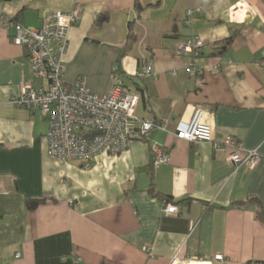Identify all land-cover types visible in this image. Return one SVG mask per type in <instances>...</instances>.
<instances>
[{
	"label": "crops",
	"instance_id": "crops-1",
	"mask_svg": "<svg viewBox=\"0 0 264 264\" xmlns=\"http://www.w3.org/2000/svg\"><path fill=\"white\" fill-rule=\"evenodd\" d=\"M74 8L66 82L83 75L106 94L118 67L139 93L136 114L166 121L118 154H98L89 169L49 157L46 117L9 103L22 82H35L8 23L39 27L46 13ZM188 8L202 9L190 26ZM192 34L204 43L201 73L188 72L193 57L177 50ZM147 61L153 78L138 76ZM195 107L215 141L237 138L257 164L236 166L229 148L177 139V122ZM153 143L168 149V163L152 164ZM252 197L264 208V0H0V264H172L216 254L223 264H260L264 224ZM169 199L176 213L162 210Z\"/></svg>",
	"mask_w": 264,
	"mask_h": 264
},
{
	"label": "built area",
	"instance_id": "built-area-1",
	"mask_svg": "<svg viewBox=\"0 0 264 264\" xmlns=\"http://www.w3.org/2000/svg\"><path fill=\"white\" fill-rule=\"evenodd\" d=\"M201 12V8H188L185 24L190 26L194 14ZM77 21L78 10L74 8L46 13L39 27L27 26L18 20L8 23L14 29L12 43L28 51L31 78L35 82H22L19 94L12 96L9 103L38 109L46 117L45 139L49 157L64 164L77 161L89 169L98 154H118L126 150L132 140L145 136L151 129L166 130V121L158 122L152 116L136 114L139 95L124 82L116 67L112 68L111 87L106 94L92 92L83 75L66 82L63 56L68 46L69 28ZM203 46L202 39L196 34L177 45L178 51L193 57L188 72H202L195 61ZM138 76L155 77L151 61L146 62ZM173 132L177 139L210 142L215 149L229 148L228 159L236 166L244 164L252 168L260 158L256 150H242L235 137L215 141L212 127L204 121L203 110L199 107L193 109L187 120L178 121ZM150 152L153 165L170 161V153L164 145L153 143ZM162 210L168 214L176 213L177 207L166 202ZM143 249L149 253V247ZM201 260L199 257L175 258L172 264H223L225 258L216 254L212 261Z\"/></svg>",
	"mask_w": 264,
	"mask_h": 264
},
{
	"label": "trees",
	"instance_id": "trees-1",
	"mask_svg": "<svg viewBox=\"0 0 264 264\" xmlns=\"http://www.w3.org/2000/svg\"><path fill=\"white\" fill-rule=\"evenodd\" d=\"M138 6V5H137ZM132 34H131V32L129 33V36H131ZM223 42H225L226 44H228L229 42H230V38H228V39H226V40H224V41H218V42H216L217 44H220V43H223ZM216 49L217 48H219V45H216V47H215ZM217 52V51H216ZM116 72L120 75V76H122L123 77V74H122V72L119 70V68L118 67H116ZM138 90H140V88H138ZM135 91V90H134ZM138 95H139V93L137 92V91H135ZM167 199V198H166ZM183 201H186V200H183ZM182 201V202H183ZM166 202H172L170 199L169 200H164V203H166ZM249 202H251V203H253L254 205H255V207H256V210H255V214H256V218L260 221V222H262L263 224H264V208H263V206L260 204V202H258V200L256 199V198H254V197H252V198H249ZM238 205H241L242 204V202H238L237 203ZM260 264H264V260H262L261 262H259Z\"/></svg>",
	"mask_w": 264,
	"mask_h": 264
},
{
	"label": "water",
	"instance_id": "water-1",
	"mask_svg": "<svg viewBox=\"0 0 264 264\" xmlns=\"http://www.w3.org/2000/svg\"><path fill=\"white\" fill-rule=\"evenodd\" d=\"M188 264H201V263H195V262H193V263H188ZM213 264H217V263H213Z\"/></svg>",
	"mask_w": 264,
	"mask_h": 264
}]
</instances>
